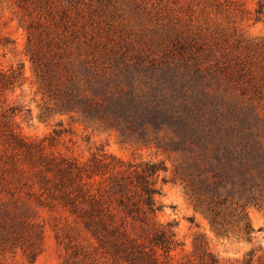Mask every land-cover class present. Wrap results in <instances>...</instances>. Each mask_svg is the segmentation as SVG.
I'll return each mask as SVG.
<instances>
[{
	"label": "rangeland",
	"instance_id": "obj_1",
	"mask_svg": "<svg viewBox=\"0 0 264 264\" xmlns=\"http://www.w3.org/2000/svg\"><path fill=\"white\" fill-rule=\"evenodd\" d=\"M258 1L0 0V167L16 163L28 169L19 141L42 144L54 131L60 136L44 143L52 157L88 164L94 154L106 153L125 162H164L167 172L160 176L156 196L161 210L152 223L176 224L181 246L172 251L173 262L208 264L211 254L221 264H237L254 251L253 264H259L264 209L247 210L255 229L251 241L237 224L227 235L216 233L175 177L179 153L123 139L116 129L80 113L61 112L52 96L84 63L102 74L120 54L169 61L193 53L207 66L218 63L225 74L241 75L239 86L250 88L252 76L263 85L264 21H255ZM4 75L18 77L3 87ZM86 182L89 189L90 179ZM24 204V195H0V214L7 209L27 213L16 241L1 235L2 226L9 229L15 220L0 216V264H116L64 207L35 199L29 209Z\"/></svg>",
	"mask_w": 264,
	"mask_h": 264
},
{
	"label": "trees",
	"instance_id": "obj_2",
	"mask_svg": "<svg viewBox=\"0 0 264 264\" xmlns=\"http://www.w3.org/2000/svg\"><path fill=\"white\" fill-rule=\"evenodd\" d=\"M255 21H264V0L257 3ZM113 62L102 74L85 63L73 70L52 93L57 109L114 128L123 139L179 153L175 177L212 229L227 235L237 224L251 241L255 229L247 210L264 209V83L252 76L250 88L239 86L241 75L225 74L218 63L207 66L193 53L169 61L120 54ZM16 77L4 75L2 86L14 85ZM59 136L54 131L42 144L19 141L28 169L0 167V195H24L25 209L31 199L64 207L116 264H175L171 253L181 246L176 224L152 223L161 210L156 196L165 163L125 162L102 153L80 164L47 155L44 143ZM24 215L15 209L0 214L5 222L15 220L9 229L2 226L1 235L19 240ZM207 256L208 264H221ZM256 256L252 251L237 264H253ZM258 261L264 264V255Z\"/></svg>",
	"mask_w": 264,
	"mask_h": 264
}]
</instances>
